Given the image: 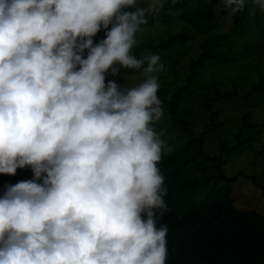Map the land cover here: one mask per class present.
<instances>
[{
    "label": "clouds",
    "instance_id": "clouds-1",
    "mask_svg": "<svg viewBox=\"0 0 264 264\" xmlns=\"http://www.w3.org/2000/svg\"><path fill=\"white\" fill-rule=\"evenodd\" d=\"M145 3L0 0V174L33 172L0 196V264H166L164 65L131 51L164 0ZM121 67L143 81L106 83Z\"/></svg>",
    "mask_w": 264,
    "mask_h": 264
},
{
    "label": "rangeland",
    "instance_id": "rangeland-1",
    "mask_svg": "<svg viewBox=\"0 0 264 264\" xmlns=\"http://www.w3.org/2000/svg\"><path fill=\"white\" fill-rule=\"evenodd\" d=\"M140 2L137 0V5ZM203 3H209L215 11L218 24L213 32L203 33L193 24L178 19L142 27L143 31L137 33L136 39L138 43L158 42L184 28L193 36L186 44L178 42L159 51L144 50V55L160 56L159 63L164 69L158 73L159 82L168 88L166 97L170 99L188 82L193 59L207 49L209 41L223 36L222 44L214 47L227 59L207 62L203 75L193 82L192 95L180 108L184 110V118L190 121L194 135L204 134V149L208 155H221L226 160L224 171L227 176L243 172L237 181L232 182L235 205L241 209H257L264 214V12L256 8L252 0H247L245 9L239 12L240 22L235 20L223 0H190L186 11L190 12ZM252 11L255 15H250ZM214 76L218 82L213 80ZM143 79L142 74L119 73L114 81L122 88H130ZM157 95L159 98V90ZM162 107L164 115L156 125L157 131L163 129L162 138L176 148L191 136L182 126H175L166 106L162 104ZM217 170L208 167L206 162L189 168L190 173L197 175L205 171L214 175L208 188L224 182L216 176ZM32 178L30 167L17 171L15 175L0 174V190ZM205 193L206 189H202L201 195Z\"/></svg>",
    "mask_w": 264,
    "mask_h": 264
},
{
    "label": "trees",
    "instance_id": "trees-1",
    "mask_svg": "<svg viewBox=\"0 0 264 264\" xmlns=\"http://www.w3.org/2000/svg\"><path fill=\"white\" fill-rule=\"evenodd\" d=\"M189 1H164L163 8L158 13L148 15L147 24L141 27L154 26L158 21L167 24L173 20L183 19L203 33L213 32L218 24L213 7L209 3H203L187 12ZM136 6L145 7V0H141ZM233 16L240 22L239 13ZM104 36L105 32L102 30L94 37V42H98ZM192 38L189 30L184 28L158 42H137L131 51L137 58H141L146 48L159 51L178 42L186 44ZM222 39L223 36L220 35L216 41L215 39L209 41L211 43L207 49L193 59L188 82L179 87L170 99L166 97L168 88L161 84L159 88V99L172 117V123L175 126H182L191 136L190 140L173 148L171 153L164 154L158 164L165 177L167 195L164 199L170 209L158 219V226L166 225L169 229L166 236L168 249L166 264H264V214L257 209L238 208L233 199L232 182L237 181L243 172L227 176L224 171L226 160H223L221 155L214 157L208 155L204 149L206 145L204 134L194 135L190 121L184 118V110L180 108L192 95L193 82L203 75L207 62L211 59L219 62L227 59L223 52L217 51L214 47L221 45ZM227 40L225 38V41ZM146 66L145 64L144 67ZM120 71V74H142V69L121 67ZM116 76L108 74L106 83L107 80H114ZM214 78L215 76L213 80ZM217 160L219 162L216 164ZM200 162H206L208 167L217 168L216 176L224 182L208 188L213 174L206 171L201 175L190 173L189 168ZM202 189H206L204 196L201 195ZM5 190L6 187L1 188L0 196Z\"/></svg>",
    "mask_w": 264,
    "mask_h": 264
}]
</instances>
